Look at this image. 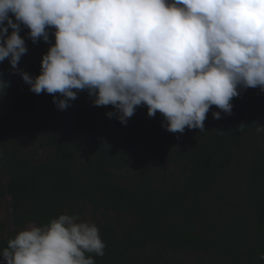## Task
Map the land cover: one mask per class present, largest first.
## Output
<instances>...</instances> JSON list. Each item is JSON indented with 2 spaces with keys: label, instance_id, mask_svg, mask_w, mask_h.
<instances>
[{
  "label": "trees",
  "instance_id": "16d2710c",
  "mask_svg": "<svg viewBox=\"0 0 264 264\" xmlns=\"http://www.w3.org/2000/svg\"><path fill=\"white\" fill-rule=\"evenodd\" d=\"M27 31L17 67L35 76L54 38L33 44ZM10 68L0 63V250L28 224L67 213L99 229L95 264H178L166 250L194 255L191 264H264V92L242 91L221 119L212 106L205 131L181 134L145 106L123 125L87 92L59 110Z\"/></svg>",
  "mask_w": 264,
  "mask_h": 264
},
{
  "label": "clouds",
  "instance_id": "9594fccd",
  "mask_svg": "<svg viewBox=\"0 0 264 264\" xmlns=\"http://www.w3.org/2000/svg\"><path fill=\"white\" fill-rule=\"evenodd\" d=\"M24 28L33 44L54 38L35 76L17 67L28 50ZM5 59L59 110L87 92L123 125L145 106L171 133L203 132L212 106L221 119L242 91L264 92V0H0V63ZM6 87L0 78V93ZM105 248L95 223L62 213L18 231L0 260L95 264Z\"/></svg>",
  "mask_w": 264,
  "mask_h": 264
},
{
  "label": "rangeland",
  "instance_id": "374dc122",
  "mask_svg": "<svg viewBox=\"0 0 264 264\" xmlns=\"http://www.w3.org/2000/svg\"><path fill=\"white\" fill-rule=\"evenodd\" d=\"M24 144H27V140L24 141ZM30 147L31 146L29 145L28 148ZM6 205H7V201H2L0 204V222L2 223H6L8 219V210L6 208ZM79 219L84 221H90L88 216H83V215L79 216ZM29 225L30 224H28L27 226ZM10 228L12 229L13 227L10 226L8 229ZM164 257L169 260H175L177 261L178 264H191L194 262V255L185 253L180 250H166L164 252Z\"/></svg>",
  "mask_w": 264,
  "mask_h": 264
}]
</instances>
